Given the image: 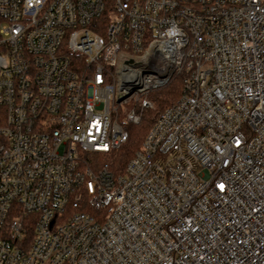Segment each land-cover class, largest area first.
Returning a JSON list of instances; mask_svg holds the SVG:
<instances>
[{"label": "built area", "instance_id": "1", "mask_svg": "<svg viewBox=\"0 0 264 264\" xmlns=\"http://www.w3.org/2000/svg\"><path fill=\"white\" fill-rule=\"evenodd\" d=\"M0 264H264V0H0Z\"/></svg>", "mask_w": 264, "mask_h": 264}, {"label": "trees", "instance_id": "2", "mask_svg": "<svg viewBox=\"0 0 264 264\" xmlns=\"http://www.w3.org/2000/svg\"><path fill=\"white\" fill-rule=\"evenodd\" d=\"M184 5H194L197 0H181ZM183 74H175L171 81L163 88L152 92L149 99L155 104V110H147L138 125L129 127L130 139L113 157L111 169L116 174H122L124 168L133 156L135 151L140 148L143 139L145 138L149 128L154 122L156 114L162 112L170 105L177 102L182 94Z\"/></svg>", "mask_w": 264, "mask_h": 264}, {"label": "rangeland", "instance_id": "3", "mask_svg": "<svg viewBox=\"0 0 264 264\" xmlns=\"http://www.w3.org/2000/svg\"><path fill=\"white\" fill-rule=\"evenodd\" d=\"M142 105V99L137 101V99H130L128 102H124L118 106L120 123H126L128 120L129 113L135 108Z\"/></svg>", "mask_w": 264, "mask_h": 264}, {"label": "water", "instance_id": "4", "mask_svg": "<svg viewBox=\"0 0 264 264\" xmlns=\"http://www.w3.org/2000/svg\"><path fill=\"white\" fill-rule=\"evenodd\" d=\"M129 94H130V93H129ZM129 94H125V95H122L121 97H119L118 102H121V101H123L124 99H126V98L129 96Z\"/></svg>", "mask_w": 264, "mask_h": 264}, {"label": "snow or ice", "instance_id": "5", "mask_svg": "<svg viewBox=\"0 0 264 264\" xmlns=\"http://www.w3.org/2000/svg\"><path fill=\"white\" fill-rule=\"evenodd\" d=\"M221 187H223V186L221 185Z\"/></svg>", "mask_w": 264, "mask_h": 264}]
</instances>
